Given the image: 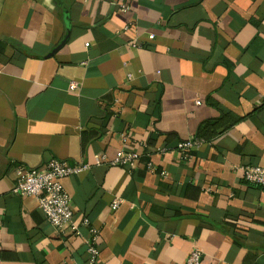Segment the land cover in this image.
Segmentation results:
<instances>
[{
  "label": "crops",
  "instance_id": "crops-1",
  "mask_svg": "<svg viewBox=\"0 0 264 264\" xmlns=\"http://www.w3.org/2000/svg\"><path fill=\"white\" fill-rule=\"evenodd\" d=\"M120 150L134 168L95 164ZM51 159L90 165L61 180L76 233L12 192ZM243 166L264 167V0H0L1 264H81L89 227L96 264H264Z\"/></svg>",
  "mask_w": 264,
  "mask_h": 264
},
{
  "label": "built area",
  "instance_id": "built-area-1",
  "mask_svg": "<svg viewBox=\"0 0 264 264\" xmlns=\"http://www.w3.org/2000/svg\"><path fill=\"white\" fill-rule=\"evenodd\" d=\"M122 12L129 10L127 5H120ZM125 29H127L125 27ZM152 39V36L149 37ZM75 84L69 86V90H75ZM125 138V137H124ZM203 140L192 138L188 141L181 142L177 149L181 154L187 156L189 152L202 144ZM137 155L125 150H120L115 157L108 160L104 155H98L95 158L96 165H107L117 167L134 168ZM147 169L152 170L148 163ZM90 169L88 164H69L56 159L49 160L42 168L25 169L18 166L15 169L16 181L12 192L20 197H34L37 200V207L44 215L47 222L57 232L63 233L66 230L77 232L73 221V209L70 196L64 191L61 180L80 172ZM242 180L252 186L264 189V167L243 166L241 168ZM119 201L115 200L111 205V210H116ZM82 225L89 227L87 218H83ZM89 239L85 242L86 259L81 264H96L99 257L97 246L98 232L89 227ZM201 253L198 250L190 252L184 264H199ZM1 264V259H0Z\"/></svg>",
  "mask_w": 264,
  "mask_h": 264
},
{
  "label": "trees",
  "instance_id": "trees-1",
  "mask_svg": "<svg viewBox=\"0 0 264 264\" xmlns=\"http://www.w3.org/2000/svg\"><path fill=\"white\" fill-rule=\"evenodd\" d=\"M207 128V125H205L204 127H201L198 131H197V135H195V138H199L204 140V130Z\"/></svg>",
  "mask_w": 264,
  "mask_h": 264
}]
</instances>
